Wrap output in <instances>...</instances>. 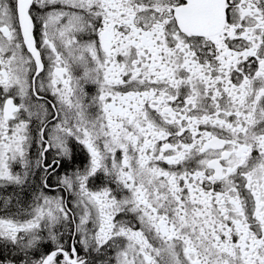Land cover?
<instances>
[{"label":"snow or ice","instance_id":"snow-or-ice-1","mask_svg":"<svg viewBox=\"0 0 264 264\" xmlns=\"http://www.w3.org/2000/svg\"><path fill=\"white\" fill-rule=\"evenodd\" d=\"M0 264H264V0H0Z\"/></svg>","mask_w":264,"mask_h":264}]
</instances>
